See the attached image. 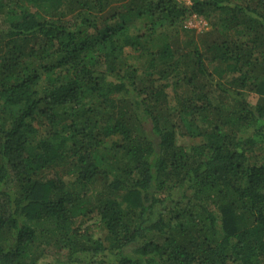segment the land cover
I'll return each instance as SVG.
<instances>
[{"label": "trees", "instance_id": "obj_1", "mask_svg": "<svg viewBox=\"0 0 264 264\" xmlns=\"http://www.w3.org/2000/svg\"><path fill=\"white\" fill-rule=\"evenodd\" d=\"M0 18V264H264V0Z\"/></svg>", "mask_w": 264, "mask_h": 264}, {"label": "built area", "instance_id": "obj_2", "mask_svg": "<svg viewBox=\"0 0 264 264\" xmlns=\"http://www.w3.org/2000/svg\"><path fill=\"white\" fill-rule=\"evenodd\" d=\"M178 3L184 4L186 6H191L194 0H176ZM186 25L189 28L196 29L201 31L203 28L208 27L207 21H205L202 17H199L197 14H192L188 19Z\"/></svg>", "mask_w": 264, "mask_h": 264}, {"label": "rangeland", "instance_id": "obj_3", "mask_svg": "<svg viewBox=\"0 0 264 264\" xmlns=\"http://www.w3.org/2000/svg\"><path fill=\"white\" fill-rule=\"evenodd\" d=\"M1 21H2V18H0V22H1ZM208 29H209L208 27H207L206 29L203 28L201 31L204 33V32H206V31H208ZM201 31H200V32H201ZM183 140H184L185 142H187V143H188V142H189V143L193 142V141H191V140L188 139V138L181 139V141H183ZM94 223L96 224L97 222H94ZM94 226H95L94 229L96 230V232H97V233H98V232L101 233V229L98 228L99 226H98V225H94Z\"/></svg>", "mask_w": 264, "mask_h": 264}]
</instances>
